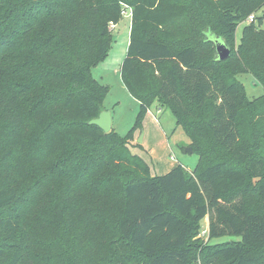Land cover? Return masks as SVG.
<instances>
[{
	"label": "trees",
	"instance_id": "16d2710c",
	"mask_svg": "<svg viewBox=\"0 0 264 264\" xmlns=\"http://www.w3.org/2000/svg\"><path fill=\"white\" fill-rule=\"evenodd\" d=\"M131 10L123 137L89 121ZM264 0H0V264H264ZM244 24L236 42V28ZM214 39L229 49L215 59ZM171 111L198 161L150 176L129 143ZM207 219L208 241L198 239ZM238 242L210 245L223 236Z\"/></svg>",
	"mask_w": 264,
	"mask_h": 264
},
{
	"label": "rangeland",
	"instance_id": "374dc122",
	"mask_svg": "<svg viewBox=\"0 0 264 264\" xmlns=\"http://www.w3.org/2000/svg\"><path fill=\"white\" fill-rule=\"evenodd\" d=\"M130 24L131 17L127 10L121 15L116 26L111 27L112 43L107 57L91 72L93 78L108 89L102 106L105 111L111 113L112 129L121 137L133 127L140 107L125 89L120 77V67L126 57ZM243 27L244 24H240L236 28V42ZM238 80L244 86L248 99H255L264 93L251 75H239ZM133 138L134 142L129 145V150L148 165L151 177L164 175L178 165L187 171H192L198 161L195 154L185 152V149L190 147V141L182 128L176 126L171 111L160 109L156 103L147 110L142 118L141 128L134 132ZM140 138L141 142H138ZM201 225L206 227L207 219H204ZM239 240V237L229 235L212 239L209 244Z\"/></svg>",
	"mask_w": 264,
	"mask_h": 264
},
{
	"label": "water",
	"instance_id": "95a60500",
	"mask_svg": "<svg viewBox=\"0 0 264 264\" xmlns=\"http://www.w3.org/2000/svg\"><path fill=\"white\" fill-rule=\"evenodd\" d=\"M213 41L215 45V59H217V61H224L228 59L230 56L229 49L219 39H214ZM88 124L95 125L99 127L104 133H108L112 129L111 113L109 111L103 110L100 112L97 118L92 119ZM138 142H141V138ZM185 152L188 154H192L191 147L186 148Z\"/></svg>",
	"mask_w": 264,
	"mask_h": 264
},
{
	"label": "built area",
	"instance_id": "2783aa9c",
	"mask_svg": "<svg viewBox=\"0 0 264 264\" xmlns=\"http://www.w3.org/2000/svg\"><path fill=\"white\" fill-rule=\"evenodd\" d=\"M124 9H125V11H124ZM127 10L129 11V15L131 17V10L126 8V6H124L123 7V13L126 12ZM261 12L262 11L251 14L250 16L247 17V19L243 23L246 25L251 24V23H255L257 21L258 17L264 16L263 13H261ZM171 159H172V157H171ZM208 234H209V230H208V224H207L206 227L205 226L201 227V229L197 235V238L202 239L204 242H207L208 241ZM196 264H201L199 259L197 260Z\"/></svg>",
	"mask_w": 264,
	"mask_h": 264
},
{
	"label": "crops",
	"instance_id": "0c3cea01",
	"mask_svg": "<svg viewBox=\"0 0 264 264\" xmlns=\"http://www.w3.org/2000/svg\"><path fill=\"white\" fill-rule=\"evenodd\" d=\"M115 26H116V25H115ZM103 110H106V109H103ZM133 142H134V138H133L132 141H130L129 145L132 144ZM129 145H128V147H129Z\"/></svg>",
	"mask_w": 264,
	"mask_h": 264
}]
</instances>
